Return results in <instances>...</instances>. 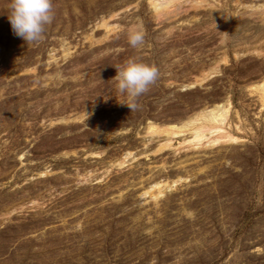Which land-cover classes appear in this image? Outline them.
I'll list each match as a JSON object with an SVG mask.
<instances>
[{
    "label": "rangeland",
    "instance_id": "rangeland-1",
    "mask_svg": "<svg viewBox=\"0 0 264 264\" xmlns=\"http://www.w3.org/2000/svg\"><path fill=\"white\" fill-rule=\"evenodd\" d=\"M9 8L0 264H264V0H51L34 44ZM129 59L159 70L131 112L112 79ZM217 103L230 106L220 144L167 135L197 116L210 127Z\"/></svg>",
    "mask_w": 264,
    "mask_h": 264
},
{
    "label": "clouds",
    "instance_id": "clouds-1",
    "mask_svg": "<svg viewBox=\"0 0 264 264\" xmlns=\"http://www.w3.org/2000/svg\"><path fill=\"white\" fill-rule=\"evenodd\" d=\"M7 19L14 36L25 44L39 43L43 39L46 26L53 19L51 0H10ZM127 42L132 48L143 46L145 33L142 24L136 23L129 27ZM115 69L116 75L112 79L117 82L118 91L130 101L122 105H126L130 112L134 111L138 107L137 98L158 80L159 70L154 65L135 59H129Z\"/></svg>",
    "mask_w": 264,
    "mask_h": 264
},
{
    "label": "bare ground",
    "instance_id": "bare-ground-1",
    "mask_svg": "<svg viewBox=\"0 0 264 264\" xmlns=\"http://www.w3.org/2000/svg\"><path fill=\"white\" fill-rule=\"evenodd\" d=\"M174 1L176 0H150L157 11H161L167 4H170ZM255 88L261 90V92L264 93V80L262 83L256 85ZM202 116L203 119L211 122L210 127L206 125L199 126L201 122L199 121L200 118L197 116L190 119L181 126H168L165 129L169 130L166 132L167 135L174 138L184 137L183 140L187 144H203L205 142H207L208 145L213 146L218 145V143L220 144V142H222L221 138L226 137L223 134L225 133L223 128L227 125L229 120L230 106L217 103V105H215L213 108L206 110ZM150 129L153 133L158 135H161L163 130L155 125H152ZM171 142L172 141L168 142L167 144H170Z\"/></svg>",
    "mask_w": 264,
    "mask_h": 264
}]
</instances>
